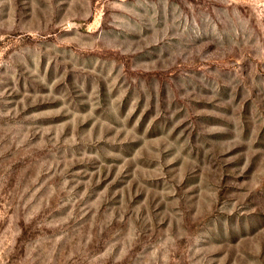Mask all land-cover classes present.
I'll use <instances>...</instances> for the list:
<instances>
[{"label": "rangeland", "instance_id": "1", "mask_svg": "<svg viewBox=\"0 0 264 264\" xmlns=\"http://www.w3.org/2000/svg\"><path fill=\"white\" fill-rule=\"evenodd\" d=\"M0 264H264V0H0Z\"/></svg>", "mask_w": 264, "mask_h": 264}]
</instances>
